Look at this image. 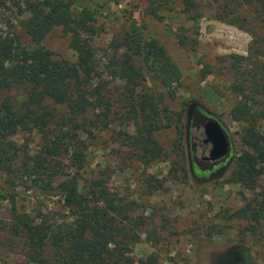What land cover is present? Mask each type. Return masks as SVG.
Instances as JSON below:
<instances>
[{
    "label": "rangeland",
    "instance_id": "rangeland-1",
    "mask_svg": "<svg viewBox=\"0 0 264 264\" xmlns=\"http://www.w3.org/2000/svg\"><path fill=\"white\" fill-rule=\"evenodd\" d=\"M91 1L98 6L92 21L94 80L105 84L116 107L107 127L94 122L88 127L91 134H79L85 146L80 166L70 156L73 147L59 154L63 170L56 182L74 175L83 195L97 182L114 204L126 206L129 220H138L136 227L126 225L140 235L125 247L135 263L154 255L158 264H264V219L255 223L241 212L247 202L261 199L264 175L253 190L235 181L236 160L244 150V125L229 114L240 98L231 89L236 82L232 55L244 56L240 68L256 67L264 84V24L252 20L255 7L240 4L242 0H193L198 12V21L193 22L183 12V0ZM73 10L77 17L80 8L73 6ZM231 11L237 14V22L229 17ZM27 16L21 3L9 4L0 13L1 30L20 46L35 45L22 26ZM132 24L144 36L157 39L181 71L173 95L152 72L144 71L142 90L155 97L161 94L160 104L170 114L154 134L164 155L148 166L136 159L128 144L135 125L117 105L123 81L110 69L119 54L116 44ZM37 46L58 58L74 60L77 55L61 27H55ZM16 93L23 98L21 92ZM61 112L59 108L57 114ZM205 120L219 122L228 138L229 153L217 162L201 160L208 150L199 127ZM260 124L264 135V119ZM11 139L25 145L28 153L42 147L36 131H19ZM4 178L0 171V264H37L27 260L23 241L12 232L9 194H14L16 215L21 218L35 216L38 209L56 220H68L71 214L56 197L41 202L29 181L13 189Z\"/></svg>",
    "mask_w": 264,
    "mask_h": 264
},
{
    "label": "trees",
    "instance_id": "trees-1",
    "mask_svg": "<svg viewBox=\"0 0 264 264\" xmlns=\"http://www.w3.org/2000/svg\"><path fill=\"white\" fill-rule=\"evenodd\" d=\"M85 1L88 2L0 0V13L9 4L24 5L28 16L22 26L35 44L20 46L0 28V171L10 188L29 181L41 202L56 197L71 214L68 220H56L38 209L35 216L21 218L16 215L14 194H9L12 232L23 241L27 260L37 264H158L154 255L135 263L127 254L126 245L140 237L127 226L136 227L138 220H129L126 206L114 204L100 184L93 182L83 195L74 175L56 182L63 165L59 154L73 147L70 156L80 166L85 146L78 140L79 134H91L88 127L94 122L107 127L116 107L105 84L94 80L92 21L98 6ZM244 3L255 7L252 20L264 24V0L240 2ZM73 6L80 8L77 17ZM183 12L193 22L198 21L193 0H183ZM230 14L237 22V14ZM55 27L69 35V46L77 53L74 60L55 57L50 50L37 46ZM116 49L119 54L110 69L123 81L117 105L135 125L134 134L127 137L135 151L133 155L148 166L164 155L154 134L170 114L160 104L161 94L155 97L142 90L144 71L152 72L170 95L174 94L181 71L159 41L144 36L136 24L117 42ZM232 58L236 82L231 89L240 98L229 114L244 125V150L236 160L234 178L244 188L253 190L264 175V135L260 124L264 119V84L260 83L256 67L240 68L244 56L234 54ZM16 91L23 94L22 99ZM59 108L63 112L57 114ZM19 131H36L41 137V149L32 154L25 145H18L11 137ZM241 212L255 223L264 219V191L259 201L247 202Z\"/></svg>",
    "mask_w": 264,
    "mask_h": 264
},
{
    "label": "water",
    "instance_id": "water-1",
    "mask_svg": "<svg viewBox=\"0 0 264 264\" xmlns=\"http://www.w3.org/2000/svg\"><path fill=\"white\" fill-rule=\"evenodd\" d=\"M205 144H210V148L203 159L208 161H218L226 157L229 153V146L222 128L216 121H207L202 125Z\"/></svg>",
    "mask_w": 264,
    "mask_h": 264
},
{
    "label": "flooded vegetation",
    "instance_id": "flooded-vegetation-1",
    "mask_svg": "<svg viewBox=\"0 0 264 264\" xmlns=\"http://www.w3.org/2000/svg\"><path fill=\"white\" fill-rule=\"evenodd\" d=\"M207 121H210V120H205V122H203L201 125H199V127H201L200 135L202 136V144L205 146V148L208 147V150H209V148H210V144H205V143L203 142L204 134H203V128H202V125L205 124ZM212 121H215V120H212ZM216 122H217V121H216ZM218 123H219V122H218ZM219 125H220V127L222 128V126H221L220 123H219ZM222 131L224 132L223 128H222ZM224 134H225V136H226V133H225V132H224ZM226 139H227V142H228V138H227V136H226ZM208 150H207V152H208ZM204 156H205V155H202V156H201V160L206 161V162H217V161H208V160H205V159H203ZM220 160H221V159H220ZM220 160H218V161H220Z\"/></svg>",
    "mask_w": 264,
    "mask_h": 264
}]
</instances>
